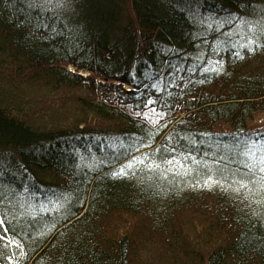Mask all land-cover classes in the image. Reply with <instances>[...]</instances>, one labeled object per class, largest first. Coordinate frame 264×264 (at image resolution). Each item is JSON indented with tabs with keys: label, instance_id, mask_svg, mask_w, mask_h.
I'll return each instance as SVG.
<instances>
[{
	"label": "trees",
	"instance_id": "trees-1",
	"mask_svg": "<svg viewBox=\"0 0 264 264\" xmlns=\"http://www.w3.org/2000/svg\"><path fill=\"white\" fill-rule=\"evenodd\" d=\"M260 113L264 0H0V264H264Z\"/></svg>",
	"mask_w": 264,
	"mask_h": 264
},
{
	"label": "rangeland",
	"instance_id": "rangeland-1",
	"mask_svg": "<svg viewBox=\"0 0 264 264\" xmlns=\"http://www.w3.org/2000/svg\"><path fill=\"white\" fill-rule=\"evenodd\" d=\"M37 2H39L40 4H42L43 6H47V7H62L63 5L65 6V4L67 2H69V0H36ZM178 2L180 0H177ZM192 9H189V11ZM211 15V14H210ZM215 20H219V17H216L214 15H211ZM225 20V16H220V21L219 22H223ZM220 24V23H217ZM68 69L72 70L71 66H68ZM83 74H85V72H83ZM126 87V86H125ZM76 93V92H74ZM255 123H263L264 122V113H260L258 115H256V118L254 120ZM252 147V152H264V140L258 141L257 143H255L254 145L251 146Z\"/></svg>",
	"mask_w": 264,
	"mask_h": 264
},
{
	"label": "snow or ice",
	"instance_id": "snow-or-ice-1",
	"mask_svg": "<svg viewBox=\"0 0 264 264\" xmlns=\"http://www.w3.org/2000/svg\"><path fill=\"white\" fill-rule=\"evenodd\" d=\"M262 159H264V158H262ZM129 167H131V165H129ZM260 170H261L262 172H264V167H262Z\"/></svg>",
	"mask_w": 264,
	"mask_h": 264
},
{
	"label": "bare ground",
	"instance_id": "bare-ground-1",
	"mask_svg": "<svg viewBox=\"0 0 264 264\" xmlns=\"http://www.w3.org/2000/svg\"><path fill=\"white\" fill-rule=\"evenodd\" d=\"M126 87H128V85H125Z\"/></svg>",
	"mask_w": 264,
	"mask_h": 264
}]
</instances>
